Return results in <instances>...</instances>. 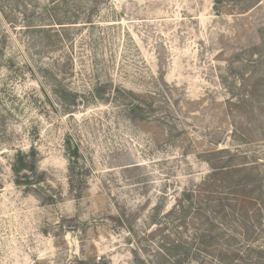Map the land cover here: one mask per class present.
Listing matches in <instances>:
<instances>
[{
  "label": "rangeland",
  "instance_id": "obj_1",
  "mask_svg": "<svg viewBox=\"0 0 264 264\" xmlns=\"http://www.w3.org/2000/svg\"><path fill=\"white\" fill-rule=\"evenodd\" d=\"M66 13L78 24L0 12V264H174L180 238L191 264H264V0ZM33 150L39 183L18 184ZM187 190L197 214L181 228L163 216Z\"/></svg>",
  "mask_w": 264,
  "mask_h": 264
},
{
  "label": "trees",
  "instance_id": "obj_2",
  "mask_svg": "<svg viewBox=\"0 0 264 264\" xmlns=\"http://www.w3.org/2000/svg\"><path fill=\"white\" fill-rule=\"evenodd\" d=\"M40 0H0V12L6 18V20L12 24H18L19 21L25 25V27L30 28L35 21V17L39 12H47L51 13L49 21L53 24V27H57V29H65L67 26L78 24L77 19H74L73 16L68 15L66 13L63 14V17L60 13L67 11L70 8L71 2L79 1V0H46L47 5H41ZM53 13V15H52ZM131 109H135L137 106L134 104H130ZM70 154V177L69 184L71 187V191L76 193V196L80 197L81 191L75 190L74 183L75 180L82 179L86 171L83 170L82 167L79 166V149L78 147L68 148ZM36 152L33 150L30 154H22L18 153L16 156V161L12 166L13 172L18 177L19 182L27 185H37L39 180L35 178L34 173H36ZM32 172V178L26 174V172ZM196 191L195 190H187L185 191V195L180 201L179 204L175 205V207L166 213L163 217L164 219L171 215H178L179 220H173L176 223H179V227L185 226L186 219L195 218L197 211L195 209V200H196ZM186 203V204H185ZM160 206H156L153 209L151 216V224L155 226L162 225L163 222L159 220L160 216ZM196 211V214H195ZM170 223V222H167ZM183 236V235H182ZM179 243H183L182 238L178 240ZM175 249H169L170 251H176V254H171L168 248H164V250H168V252H164L168 257L171 255V259L174 258V264H191L198 259V256L195 257V254H192V248H187V246L180 245ZM187 243V242H186ZM229 258L221 257L218 259L219 264H224L227 262ZM234 260H230L228 264H233Z\"/></svg>",
  "mask_w": 264,
  "mask_h": 264
}]
</instances>
